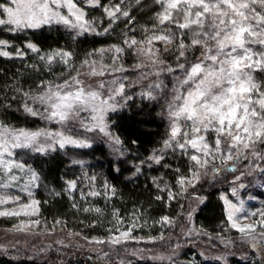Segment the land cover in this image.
<instances>
[{"label":"snow or ice","instance_id":"1","mask_svg":"<svg viewBox=\"0 0 264 264\" xmlns=\"http://www.w3.org/2000/svg\"><path fill=\"white\" fill-rule=\"evenodd\" d=\"M83 2L88 6H99V0H83ZM79 3L80 0H3L0 2V25L6 26L10 32L38 29L43 25L54 23L79 29L77 35L95 32L84 8L80 7ZM136 3L140 4L141 0H136ZM156 3L163 5V10L157 14L159 24L164 25L166 22L175 24L181 30L177 60L184 58L185 62L177 64L182 77H177L174 95L168 106L170 131L168 139L164 141V147L178 148L183 154L188 155L190 175L177 177V184L186 191V186H194L195 180H199L202 174L208 173L210 160L220 159L226 163L239 160L246 152H250L254 158L264 159V155L256 150L257 145L264 144V82L258 80L256 76L257 73H264V0H156ZM104 12L113 22L120 15L129 17V12L123 10L119 4L114 7L105 6ZM108 30L106 28L104 32L107 33ZM186 34H190L188 43L183 39ZM174 37L175 33L168 28L165 34L154 33L142 41L125 40V44L129 47L138 45L137 54L146 57L150 61L148 66L155 69L163 64V61L159 58V50L154 47V41L172 45ZM8 45L7 40L0 39V56L12 55L5 50ZM26 47L32 52H39L33 43H28ZM196 48L202 49L201 55L195 62H189L186 54ZM96 51L101 53L114 51L119 54L124 49L113 45L110 49ZM15 54L24 55L20 49H17ZM57 57L67 64L71 53L54 50L46 56H40V59L52 64ZM118 59V55L114 56L112 66L101 65L99 68L96 67V62H92L88 74L102 77L113 72H122V67L114 66ZM84 63L88 65V61ZM143 66V64L135 65L137 68ZM166 70L175 71L171 67H167ZM151 74L146 73L144 78ZM155 74L159 75V72ZM79 76V73L75 76L70 75L59 84L42 82L43 91L35 95L24 92L23 110L34 117L55 120L62 126L76 119L81 112L90 111L91 122L81 121L82 127L89 132L98 130L109 136L115 145H120L119 137L112 136L108 132L105 116L109 111H115L117 107L122 106L117 97L131 99L124 96L125 84L113 79L107 82L101 81L93 87L85 85ZM106 87L107 96L101 91ZM158 87L159 84L149 85V89ZM142 95L148 99L153 98L152 91ZM33 104L44 106V113L34 108ZM213 134V142L210 143L209 135ZM41 137L50 142L41 143ZM55 145L61 149L67 145L78 148L91 146L87 140L65 135L64 132L16 129L0 122V169L10 172L11 169L24 167L22 163L13 159H6L13 157L14 149H31L43 153L53 149ZM114 150L119 151V149ZM149 159L160 163L162 156L154 155ZM229 170L235 169L233 167ZM176 171L179 173L180 169ZM211 171L218 172L219 169L212 167ZM32 178L38 179L35 172ZM10 179L15 180L16 177L10 176ZM239 179L240 177H236V180ZM75 186V181L68 182L69 188ZM90 195L97 196L99 193L91 192ZM232 195H238L235 188L232 189ZM172 198H174L173 193L169 191V199ZM9 199L11 198L0 197V205L7 203ZM157 199L161 197L158 196ZM221 199L227 206L226 215L231 227L255 241L257 237L253 233L256 225L237 223V213L244 211L243 201L237 206L226 196H222ZM15 200L18 201L19 197ZM38 203L33 200L31 204H22L20 210L0 211V216L30 215L27 211L29 208L34 214L39 211L36 207ZM83 210L101 212L99 208L86 207ZM260 215L264 217V212H260ZM113 216L118 217V210L113 212ZM162 220L168 222V217H163ZM117 223L122 224L123 219L118 218ZM258 223L264 228V219ZM136 226L134 219L127 231L121 232L120 237L128 238ZM260 237L264 238V232L260 233ZM119 239L118 237L112 242L118 243Z\"/></svg>","mask_w":264,"mask_h":264},{"label":"trees","instance_id":"2","mask_svg":"<svg viewBox=\"0 0 264 264\" xmlns=\"http://www.w3.org/2000/svg\"><path fill=\"white\" fill-rule=\"evenodd\" d=\"M110 1L99 0V6L86 8V16L95 15L98 19L102 13L101 8ZM151 11L137 7L129 17L133 16L137 25L141 26L149 21ZM118 28L116 26L108 33L76 35L61 24L43 25L38 29L18 32L0 27V39L9 42L8 49L12 52L10 57L0 56V122L13 128L42 127L40 116H31L23 110V93L35 95L43 91L42 82L55 84L68 79L89 54L114 41L119 35ZM28 43L35 44L39 52L28 49ZM16 48H20L24 55H16ZM54 50L70 52L68 63L61 62L59 57L52 64L40 59V56H46ZM129 61L128 64L131 63ZM257 76L258 80H264V73H258ZM35 105L34 108L44 113L41 105ZM159 111L160 107L155 102L132 99L109 112V131L121 141L116 155H111L104 143H97L88 149L76 150L84 159L81 165L69 162L67 156L58 149L37 154L31 161L42 181L59 191V194L45 198L39 196L41 222L82 237L96 235L106 240L107 223L113 220V212L118 210V217L123 220L129 213L138 218V226L130 235L136 240H127L114 247L107 245L98 254L60 249V253L64 254L60 257L51 253L40 255L41 251L37 248L34 251H21L19 255L15 254L17 252L3 254L0 249V264H159L139 257L135 251L157 246L164 249L176 243H184L180 230L186 219L185 205L194 195L200 199L190 218L196 230L195 238L207 240L217 235L218 224L225 221L218 195L230 184L209 181L205 177L194 181V186H186V191L177 184L178 175H190V160L177 148L165 149L164 141L169 136V125L164 117L159 116ZM154 155L162 156L160 163L149 159ZM212 167L220 170L217 166H211L207 174L214 173ZM233 167L236 170H229ZM176 169H180V172L177 173ZM236 171L237 165L233 163L225 165L219 173L229 176ZM67 181H75L78 186L84 181L88 189L99 193L93 203L99 206L101 212L83 213L76 200L75 205L78 207L75 208L70 195L63 190ZM169 191L174 198L169 199ZM158 196L161 199H157ZM163 217H168V222H164ZM7 225H10L9 222L0 218V227ZM246 246L242 251L250 253L246 258L234 255L227 258L226 264H263L256 254L258 248H254V252L251 246ZM257 247L264 248V238L257 242ZM191 255L198 258L201 264H222L216 260L203 259L189 248L172 262H181Z\"/></svg>","mask_w":264,"mask_h":264},{"label":"rangeland","instance_id":"3","mask_svg":"<svg viewBox=\"0 0 264 264\" xmlns=\"http://www.w3.org/2000/svg\"><path fill=\"white\" fill-rule=\"evenodd\" d=\"M0 2H3V0H0ZM118 4L122 6L123 10L129 12V16L132 15V10L137 7H140L141 10L145 11L152 10L150 12L149 21L144 25L138 26L133 16L124 17L120 15L119 18L113 22L104 12V7H114ZM79 6L84 8L85 12L86 8L92 7L86 5L83 0H80ZM162 10L163 5L157 4L156 0H141L140 4H137L136 0H112L101 8L100 11L102 13L98 19H96L95 15H91L89 17L86 16L87 19L91 21L92 27L95 28L96 33L102 34L105 33L104 29L106 28L109 29V32L114 27H119V35L114 38V41L110 44L100 46L97 50H107L113 45H117L123 48L124 51L117 54L114 51H104L101 53L95 50L93 53L89 54V56L86 55L87 57L85 61H88V65H86L84 61L72 76H75L77 73H79V78L84 81L85 85H92L93 87L98 85L101 81L107 82L113 79H118L121 83L125 84L124 96L131 97V99L127 100L117 97L119 104L123 105L132 99L157 103L160 107L159 116H162L167 120L170 131L168 106L174 95V86L177 83V77H182V73L177 68V64L184 63L185 60L184 58H181L179 61L177 60L179 55L177 49L179 40L181 39V30L178 29L175 24H169L167 22L164 25L159 24L157 14ZM129 21H131V23H129ZM181 22L183 21L181 20ZM103 23H106V25H103ZM109 24H111V28H109ZM63 26L66 27L65 25ZM0 27L6 26L0 25ZM66 28L76 35L79 31V29H72L70 27ZM168 28H171L175 33L174 41L172 45H165L161 41H154V47L159 50V58L163 61V64L157 66L155 69L148 66L150 61L146 57L137 54L136 48L138 45L135 47H129L127 44H125V40L130 41L131 39H136L137 41H142L146 40L147 37L154 33L157 35L165 34V30ZM183 39L185 43H188L190 34H186ZM17 49L20 48H16V50ZM5 50L9 51L8 46ZM201 51L202 49L199 48L188 51L186 54L187 60L189 62H195V60L200 57ZM9 52L12 53L11 51ZM117 55L119 56V59L114 66L122 67V72H113L102 77L91 76L88 74L90 72L89 65H91L92 62H96L97 68H99L101 65L112 66L113 57ZM129 59V62H131L130 64H128ZM137 64H143L144 66L137 68L135 67ZM167 67H171L175 69V71L168 72L166 70ZM69 68L71 69L72 67L70 66ZM160 69L164 70L161 71ZM156 72H159V75H156ZM146 73L152 74L148 75L147 78H144ZM257 75L258 73L256 76ZM262 82H264V80ZM59 83L63 82H56L55 84ZM155 84H159L160 87L149 89V85ZM101 91L105 96L108 95L107 87ZM148 91H152V99H148L142 95V93H146ZM34 106L36 105L33 104V107ZM42 108L44 109V106H42ZM109 112L105 116V122L107 125V116ZM81 121L84 123H90L91 112H81L76 119L69 121L63 126L55 120H47L42 118V127L36 129H23L30 131L44 129L51 132H64L65 135H72L74 138L87 140L91 146L97 143H104L108 147L111 155L118 154L119 151L114 150L118 149V145H115L109 136L99 132L98 130L91 132L86 131L85 128L82 127ZM108 132H110L109 125ZM112 136L114 135L112 134ZM213 137L214 134L209 135L210 143L213 142ZM40 142L46 143L50 141H45V138L41 137ZM90 147L78 148L67 145L65 148L61 149L58 145H55L53 149H48L43 153H38L31 149H14L13 157H6V159H13L18 163H22L24 167L11 169L10 172L0 169V185H6L0 186V197L11 198L7 203L0 205V211L20 210L22 204H31L33 200L40 202L39 196L45 198L59 194V191L55 190L52 186L42 181L39 174L31 164L32 159L37 154H44L46 152L58 149L67 156L66 158L69 162L72 164L78 163L81 165L84 163V159H82V157L76 153V150H85ZM256 150L264 155V144L257 145ZM258 160L259 159L252 157L250 152H246L245 156L241 157L239 160L227 161L226 163L220 159L215 161L210 160V167L217 166L220 168V170L217 173L214 172L206 175L202 174L200 176V179L205 177L207 180L209 178V181L221 183L227 182V184H230V186L225 191L220 192L218 195V198L223 206L225 221L218 224L216 229L217 235L211 237L210 239L207 238V240L195 238L197 234H195L196 230L192 226L190 218L193 215V212L196 210L200 199L197 195H194L188 199L187 204L185 205L186 219L183 227L180 230L182 236L181 238L184 240V243H176L164 249L157 246L150 247V249L147 248L145 251H133H135L139 257L145 258L148 261H153L159 264H175L177 262L174 263L172 261L177 260V257H179L182 252L189 248L195 250V252H197L203 259L216 260L219 261V263L226 264L227 258L229 259V257L234 255L240 256L243 259L244 257L246 258L250 253L246 254V252L242 253V251L247 244V246H251L254 252V248H258L256 250V254L260 257L261 262L264 264V248L260 249L257 247V242L263 239L260 237V233L264 232V228H262L258 223L261 219H264V217H261L260 215V212H264V159H261L260 161ZM233 163H236L237 165V171L235 173L232 175L229 174V176H224V173H219L224 169L225 165H230ZM33 172L36 173L38 179L34 180L32 178ZM10 176H15L16 179L11 180ZM236 177H240V179L236 180ZM68 182L69 181L65 182L63 190L67 193V195H70L72 205L75 208L78 207L75 205L76 200L79 202L83 213H97L94 210L89 212H85L83 210L86 207L90 209L99 208V206L93 203L96 197L90 195V193L93 191L88 189L89 186H87V184L82 181L81 185L78 186L75 182L76 186L74 188H69ZM240 185H243V187H240ZM233 188L237 190V196L232 195ZM222 196H226L228 200L237 206L240 205V201H243L244 211L237 213V223L240 225L255 224L256 229L253 233V235L257 237L255 241H253L250 236H245L236 228L231 227V223L228 221L226 215L227 206L225 205L224 200L221 199ZM16 197H19L18 201L15 200ZM36 207L39 209V203ZM27 211L30 213V215L21 214L20 216H0V218H5L10 224L6 227H0V249L3 254L17 252L15 254L19 255L21 251H34L36 250L35 248L41 251L40 255H48L51 253L52 255H56V257L64 255L63 252L62 254L60 253V249H69L71 251L74 249L76 251L84 250L88 253L96 252L98 254L99 251L103 252L107 245L114 247L116 244L118 245L120 243H125L127 240L128 242L129 240H136L134 237L130 236L131 232L128 238L120 237L121 232L127 231L128 227L132 225L134 219L136 220V225L138 226L139 221L132 213L125 215L122 224L117 223V220L120 217L113 216V220H111V222L108 221L107 223L108 227L106 229V234L108 236L105 240L102 237L96 235L82 237L74 232L63 231L61 230L62 228H57L55 225L50 226L44 222H41L39 211L35 212L34 214H32L31 208L27 209ZM190 213L191 215H189ZM253 213H255V215H252ZM34 221H38V223H34ZM118 237L120 238L119 242L113 243L112 241ZM69 254L73 256L72 253ZM253 257L255 258L256 256ZM177 264H201V262L198 258L191 255L190 257L184 258V260L178 262Z\"/></svg>","mask_w":264,"mask_h":264}]
</instances>
